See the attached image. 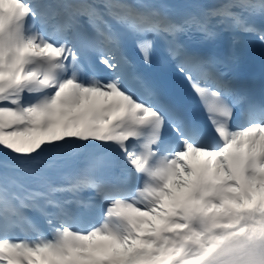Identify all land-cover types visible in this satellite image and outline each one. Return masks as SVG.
<instances>
[{"label": "snow or ice", "instance_id": "6c2138e0", "mask_svg": "<svg viewBox=\"0 0 264 264\" xmlns=\"http://www.w3.org/2000/svg\"><path fill=\"white\" fill-rule=\"evenodd\" d=\"M0 264H264V0H0Z\"/></svg>", "mask_w": 264, "mask_h": 264}]
</instances>
